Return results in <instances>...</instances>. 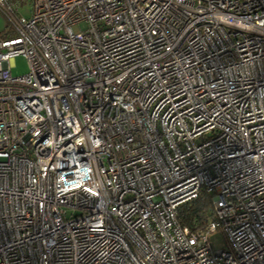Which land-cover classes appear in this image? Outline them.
<instances>
[{
	"label": "built area",
	"instance_id": "2783aa9c",
	"mask_svg": "<svg viewBox=\"0 0 264 264\" xmlns=\"http://www.w3.org/2000/svg\"><path fill=\"white\" fill-rule=\"evenodd\" d=\"M31 2L0 0V264H264V0Z\"/></svg>",
	"mask_w": 264,
	"mask_h": 264
},
{
	"label": "trees",
	"instance_id": "16d2710c",
	"mask_svg": "<svg viewBox=\"0 0 264 264\" xmlns=\"http://www.w3.org/2000/svg\"><path fill=\"white\" fill-rule=\"evenodd\" d=\"M13 35V32L8 28L0 35V38L11 37ZM177 219L182 226L188 227L191 231L202 228L213 219L210 195L203 193L198 198L182 204L179 207Z\"/></svg>",
	"mask_w": 264,
	"mask_h": 264
},
{
	"label": "rangeland",
	"instance_id": "374dc122",
	"mask_svg": "<svg viewBox=\"0 0 264 264\" xmlns=\"http://www.w3.org/2000/svg\"><path fill=\"white\" fill-rule=\"evenodd\" d=\"M32 0H8L10 7L18 14L28 17L31 12ZM8 20L0 10V35L8 29ZM13 66L11 68V74L13 76H19L27 73L28 66L26 60L23 57H17L13 60ZM211 245L214 249H220L224 245L223 236L220 233H216L210 237Z\"/></svg>",
	"mask_w": 264,
	"mask_h": 264
}]
</instances>
